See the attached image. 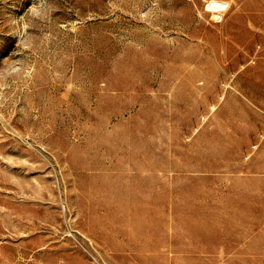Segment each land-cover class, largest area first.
<instances>
[{"label":"rangeland","instance_id":"rangeland-1","mask_svg":"<svg viewBox=\"0 0 264 264\" xmlns=\"http://www.w3.org/2000/svg\"><path fill=\"white\" fill-rule=\"evenodd\" d=\"M0 264H264V0H0Z\"/></svg>","mask_w":264,"mask_h":264}]
</instances>
